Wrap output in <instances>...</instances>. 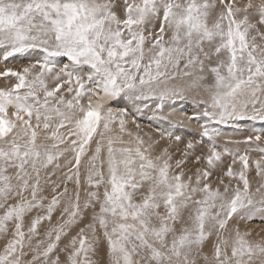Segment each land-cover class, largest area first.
<instances>
[{"label":"snow or ice","instance_id":"snow-or-ice-1","mask_svg":"<svg viewBox=\"0 0 264 264\" xmlns=\"http://www.w3.org/2000/svg\"><path fill=\"white\" fill-rule=\"evenodd\" d=\"M0 64V264H264V0H0Z\"/></svg>","mask_w":264,"mask_h":264},{"label":"rangeland","instance_id":"rangeland-1","mask_svg":"<svg viewBox=\"0 0 264 264\" xmlns=\"http://www.w3.org/2000/svg\"><path fill=\"white\" fill-rule=\"evenodd\" d=\"M18 63H22V61L12 62V63L9 64V66H15V65L18 64ZM2 67H3V65L0 64V70H2ZM2 84H3V81L0 80V86H2ZM142 123H145V124H146L147 121H143ZM260 127H261V125H259V124L256 125L257 130H259ZM225 130H226L230 135H233L235 138H242L244 135H247V134H248V132H246V131H245V132H233L232 129H230V128L225 129ZM251 226H252V227L259 228V227L264 226V225H261V224L259 223V221H254V222L252 223Z\"/></svg>","mask_w":264,"mask_h":264}]
</instances>
